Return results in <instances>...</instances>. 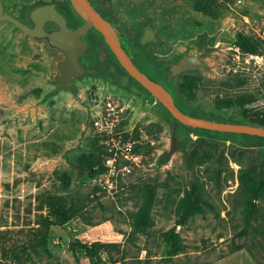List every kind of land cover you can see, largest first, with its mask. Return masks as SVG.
Returning a JSON list of instances; mask_svg holds the SVG:
<instances>
[{"label": "rangeland", "instance_id": "1", "mask_svg": "<svg viewBox=\"0 0 264 264\" xmlns=\"http://www.w3.org/2000/svg\"><path fill=\"white\" fill-rule=\"evenodd\" d=\"M2 1L21 18L39 1L65 0ZM92 2L133 38L155 28L158 41L146 51L158 64L207 47L206 66L183 74L179 89L208 115L264 125V0ZM104 52L96 44V55ZM52 58L32 39L22 49L21 33L0 21V264H211L238 245L264 264V190L250 224L246 213L253 184L264 185V143L173 123L162 104L114 84L103 66L75 83L76 96L48 97ZM247 95L256 102L229 103ZM100 113L108 131L95 129ZM81 159L90 163L83 170ZM192 194L208 205L179 225ZM64 208L72 216L57 225ZM46 221L54 223L49 243L38 246ZM173 228L184 250L169 257Z\"/></svg>", "mask_w": 264, "mask_h": 264}, {"label": "water", "instance_id": "2", "mask_svg": "<svg viewBox=\"0 0 264 264\" xmlns=\"http://www.w3.org/2000/svg\"><path fill=\"white\" fill-rule=\"evenodd\" d=\"M63 5L70 10L71 17L58 9L59 3L42 2L27 7L19 18L6 10L0 0V21L12 24L21 33L22 49L32 39L53 56L51 80L56 89L48 97L66 90L76 96L75 83L97 75L96 68L82 61L93 54L92 39L95 38L126 73L114 78V83L162 104L171 114L173 123L178 122L200 135L221 134L234 143L254 144L258 139L264 140V127L209 116L181 96L177 87L179 78L206 66L207 47L194 55L184 54L176 62L157 64L143 47L158 41L156 29L147 26L141 41L135 40L107 19L91 0H65ZM131 79L135 83L130 82Z\"/></svg>", "mask_w": 264, "mask_h": 264}, {"label": "trees", "instance_id": "3", "mask_svg": "<svg viewBox=\"0 0 264 264\" xmlns=\"http://www.w3.org/2000/svg\"><path fill=\"white\" fill-rule=\"evenodd\" d=\"M178 90H179L181 96L188 103H190L189 98L187 97L186 93L183 92L182 90H180L179 87H178ZM254 102H256V98L253 95H247V96H244V97H240V98H235V99L229 100L230 104H233V105H236V106H244L246 104H252ZM190 104H192V103H190ZM209 116H211V115H209ZM212 117H214V116H212ZM256 117H258V116H256ZM256 121H257L258 124H256V125L250 124V125L264 127V125L261 123V120L257 119ZM254 122H255V120H254ZM244 124H248V123H244ZM257 142L259 144H262V143H264V140L258 139ZM89 164L90 163H89L88 159H81L80 162H79L80 169L83 170L85 167L87 168L89 166ZM263 190H264V185L263 184H253V187H252V198L248 201L247 209H246L247 223L248 224H250L251 218L253 217V213L255 212L256 200L260 197V195L262 194ZM207 205H208V203L205 200H203L201 197H199V196H197L195 194H192L190 196V198H189V202L187 204H184V205L182 204L179 207V213H181V221L179 222V225L181 223L185 222L186 220H188L190 217L202 213L203 212V207L207 206ZM151 206H152V204H151V201L149 200V201H147L145 206L142 208V210L140 212V218H139L140 225L145 226V225L149 224ZM71 216H72V214H71V211L69 209H65V208L62 209L59 212V214H57V217H59V219H60L59 222H57V225H61V226L64 225L65 223H67L69 221ZM52 225H54L53 222H47V221L44 222V226H45L46 232L42 236V238L40 240H38V242H37L38 246L47 247V245L49 243V238H48L49 229L51 228ZM240 236L244 237L245 236V231H243ZM167 242L170 244V250L168 252L169 257L176 256V255H178V254L183 252L184 245H183V242H182L181 238L179 237V235H178V233L176 231V228H173L169 232V234L167 235ZM81 245L86 250L87 253H89L90 255H92L94 257H96L98 262H102L103 261V259L100 256L98 250H96L94 248V246H90V245H87V244H81ZM244 248L245 247L243 245H238L233 250H231L227 255H229L231 253H234V252H236L238 250L244 249ZM227 255H225V256H227ZM225 256H223L221 258H224Z\"/></svg>", "mask_w": 264, "mask_h": 264}, {"label": "flooded vegetation", "instance_id": "4", "mask_svg": "<svg viewBox=\"0 0 264 264\" xmlns=\"http://www.w3.org/2000/svg\"><path fill=\"white\" fill-rule=\"evenodd\" d=\"M65 2V1H64ZM63 2V3H64ZM38 3H42V1H39V2H37V3H35V4H38ZM44 3H52V2H44ZM57 3H59V2H57ZM63 3H59L60 4V6L58 7V9L59 10H61V8L63 7V8H65V10L66 11H63V10H61L62 12H64V13H66L67 15H69L70 17L72 16L71 15V13H70V10L66 7V6H64L63 5ZM91 3L94 5V2H92V0H91ZM35 4H33V5H35ZM33 5H31V6H33ZM96 7V6H95ZM96 8H98V7H96ZM100 11H102L100 8H98ZM103 12V11H102ZM105 13V12H104ZM105 16H106V14H105ZM107 18V17H106ZM108 19V18H107ZM148 26H150L151 28H153L151 25H148ZM147 27V26H146ZM146 27H145V29H146ZM145 29L143 30V32H142V34L140 35V37L139 38H133V39H135V40H139V41H141V38H142V36H143V33H144V31H145ZM155 29V28H154ZM157 35H158V33H157ZM156 35V36H157ZM131 37V36H130ZM93 40V46H94V52H93V54L90 56V57H88V58H86V59H83L82 61H83V63H85V61L86 60H90V59H92V58H95L96 57V63H94V64H91V65H87L86 63V65L87 66H90V67H94V68H96L97 70H98V73H97V75H99V74H101L103 71H102V66L103 67H107L108 69H107V72L108 73H111L113 76L111 77V79H112V82L114 83V81H113V79L114 78H116L117 76H120V75H126V73H125V71H123L121 68H120V66H119V62L116 60V58L115 57H113L112 56V54H111V52L106 48V47H104L97 39H95V38H93L92 39ZM96 44H99V45H101L102 46V48L104 49V54H98V55H96V53H95V51H96ZM149 44H151V43H147L146 45H143V47H144V50L146 51V46L147 45H149ZM147 52V51H146ZM148 53V52H147ZM149 54V53H148ZM150 55V54H149ZM151 56V55H150ZM157 63V62H156ZM158 64V63H157ZM130 82H132V83H135V81L133 80V79H131L130 80ZM115 84V83H114Z\"/></svg>", "mask_w": 264, "mask_h": 264}, {"label": "crops", "instance_id": "5", "mask_svg": "<svg viewBox=\"0 0 264 264\" xmlns=\"http://www.w3.org/2000/svg\"><path fill=\"white\" fill-rule=\"evenodd\" d=\"M211 264H260L256 257L246 248L231 253Z\"/></svg>", "mask_w": 264, "mask_h": 264}, {"label": "built area", "instance_id": "6", "mask_svg": "<svg viewBox=\"0 0 264 264\" xmlns=\"http://www.w3.org/2000/svg\"><path fill=\"white\" fill-rule=\"evenodd\" d=\"M98 116L99 118H97V120H95L94 122L95 129H97L98 131H108L110 125L108 124V122H106V124L102 122L101 113Z\"/></svg>", "mask_w": 264, "mask_h": 264}]
</instances>
